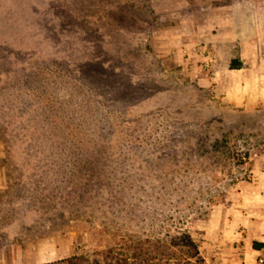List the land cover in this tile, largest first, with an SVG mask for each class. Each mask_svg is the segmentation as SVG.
<instances>
[{
	"label": "rangeland",
	"instance_id": "1",
	"mask_svg": "<svg viewBox=\"0 0 264 264\" xmlns=\"http://www.w3.org/2000/svg\"><path fill=\"white\" fill-rule=\"evenodd\" d=\"M240 8L0 0V264L186 231L221 264L202 227L264 154V30L221 40Z\"/></svg>",
	"mask_w": 264,
	"mask_h": 264
},
{
	"label": "crops",
	"instance_id": "2",
	"mask_svg": "<svg viewBox=\"0 0 264 264\" xmlns=\"http://www.w3.org/2000/svg\"><path fill=\"white\" fill-rule=\"evenodd\" d=\"M237 1L239 12L221 18V40L228 39L226 29H233L232 35L247 27L256 35L264 30L257 0ZM231 4H223L225 10L231 11ZM251 164L250 179L239 181L202 227L205 244L215 247L221 241V264H264V154L252 157Z\"/></svg>",
	"mask_w": 264,
	"mask_h": 264
},
{
	"label": "trees",
	"instance_id": "3",
	"mask_svg": "<svg viewBox=\"0 0 264 264\" xmlns=\"http://www.w3.org/2000/svg\"><path fill=\"white\" fill-rule=\"evenodd\" d=\"M177 238V239H175ZM40 264H207L191 235L183 232L169 240H144L111 246L93 254H75Z\"/></svg>",
	"mask_w": 264,
	"mask_h": 264
},
{
	"label": "built area",
	"instance_id": "4",
	"mask_svg": "<svg viewBox=\"0 0 264 264\" xmlns=\"http://www.w3.org/2000/svg\"><path fill=\"white\" fill-rule=\"evenodd\" d=\"M260 261H261V262H264V260H263V259H260Z\"/></svg>",
	"mask_w": 264,
	"mask_h": 264
}]
</instances>
